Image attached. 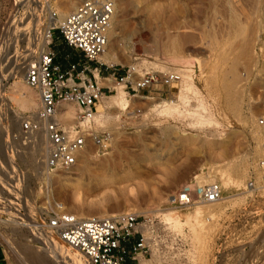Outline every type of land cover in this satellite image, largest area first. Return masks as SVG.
Instances as JSON below:
<instances>
[{"label":"rangeland","instance_id":"1","mask_svg":"<svg viewBox=\"0 0 264 264\" xmlns=\"http://www.w3.org/2000/svg\"><path fill=\"white\" fill-rule=\"evenodd\" d=\"M79 1L0 0V118L6 115L9 130H18L21 117L36 109V90L29 85L31 90L23 89L25 74L14 75L11 70L13 64L21 68L26 64L44 30L51 28L50 45L60 50L58 63L67 61L66 53L68 58L85 60L82 53L56 38L58 30L51 27L54 22L49 23L53 12L59 18ZM107 46L109 60L99 56L102 63L87 62L90 68L99 65L101 75L111 64L173 70L180 80L187 72L192 90L183 91L179 99L175 95L178 81L160 95L153 88L139 92L151 98L129 96L117 88L99 99L89 128L108 137L106 147L90 143L69 170L43 174L42 131L39 145L14 153L22 169L25 214L0 215L6 218L0 223L5 251L0 264H33L29 250L42 254L49 264H88L80 255H63L45 246L41 241L46 233L38 235L42 240L33 237L28 222H33L44 199L45 190L39 189L44 178L49 180L50 196L79 215L80 211L85 215L162 214L172 240L181 235L189 248L184 264H264V187L246 188L248 166L261 153L264 140V125L257 121L264 115V0H116ZM145 61L161 65L154 68ZM120 91L128 98L123 109L111 102ZM172 98L179 103L178 112L157 107L161 99ZM63 107L58 114L67 111L63 121L70 123L76 107L72 103ZM202 117L216 121L202 123ZM6 129L0 123L2 149ZM3 156L0 153L4 173L0 174V199L5 206L0 209L9 213L14 206L8 192L14 181L13 160L11 155ZM222 170L228 174L229 187L219 201L201 211L196 208L199 204H166L183 182L202 175L220 181L217 176ZM102 175L106 181L100 182L97 178ZM51 241L66 246L55 236Z\"/></svg>","mask_w":264,"mask_h":264},{"label":"built area","instance_id":"2","mask_svg":"<svg viewBox=\"0 0 264 264\" xmlns=\"http://www.w3.org/2000/svg\"><path fill=\"white\" fill-rule=\"evenodd\" d=\"M116 0H80L68 13L56 18L52 28L58 30L56 38L82 53L85 60L71 61L66 67L55 61L57 50L50 45L52 35L47 30L45 43L36 40L32 56L26 61L25 79L37 92L36 109L32 114L21 117L18 130H9L6 115L0 123L7 128L1 137L4 153L13 160L10 164L14 174L8 189L13 201L9 213L0 209L1 214H25L21 184L22 169L12 157L21 149L35 148L39 145L38 133L42 131L43 174L69 170L81 159L80 153L95 144L106 147V140L97 131L90 130L94 121L97 103L117 88L124 89L128 95H141L140 91L156 89L157 94L171 90L180 80L175 71L142 70L136 64H120L101 75L99 65L90 68L88 61H97L108 42V32L115 9ZM67 57V55H65ZM90 71L88 76L85 71ZM97 74L109 83H100ZM63 103L76 107L70 123L58 116L65 109ZM264 125V115L257 120ZM261 153L249 164L246 188L251 190L264 187V140L260 143ZM49 180L44 178L39 184L45 190L39 212L28 227L34 238L42 231L56 234L69 246L75 248L88 264H184L188 257L182 236L172 240L169 228L162 220V214L150 211H125L119 213L79 215L66 210L61 201L53 199L48 193ZM224 192L219 180L204 175L180 184L166 198L167 205L191 206L194 203H212L222 198ZM12 197V199H11ZM0 206L5 201L0 199ZM6 220L0 216V223ZM41 239V238H39ZM0 233V251L4 254ZM2 259V258H1Z\"/></svg>","mask_w":264,"mask_h":264},{"label":"bare ground","instance_id":"3","mask_svg":"<svg viewBox=\"0 0 264 264\" xmlns=\"http://www.w3.org/2000/svg\"><path fill=\"white\" fill-rule=\"evenodd\" d=\"M113 18V17H112ZM55 21V17H53V15H52V18L50 17V22L49 23H53ZM51 26H52V24H50ZM110 28H111V25H110ZM110 28H109V32L108 33H110ZM47 30L48 29H46V30H44V32L42 33V37H39V38H42V39H40V43H41V41H43V43H45L44 41H45V37L48 35L47 34ZM110 36H111V34H110ZM113 37V36H112ZM121 40V39H120ZM110 53H111V50H110V48L108 49V46L106 45V48H105V50H104V52L103 53H101L100 54V58L101 59H104V60H106L107 61V59L109 60V55H110ZM172 57V56H171ZM111 59V58H110ZM151 61V60H150ZM149 61V62H150ZM10 62V61H9ZM146 63L148 62V61H145ZM148 62V63H149ZM146 64V65H149V64ZM26 65V64H25ZM25 65L21 68V67H16V66H14V64H13V67H12V72H14V75H15V73H17L18 71L21 73V74H25ZM150 65H152L154 68H157L158 67V61L157 62H152V64H150ZM161 65V64H160ZM159 65V66H160ZM166 66V65H165ZM164 65H162V69H163V67H165ZM147 67V66H146ZM145 67V68H146ZM168 67V66H167ZM179 67V66H178ZM166 68V67H165ZM174 68V67H173ZM146 69H148V67L146 68ZM176 69V68H175ZM169 70H170V68H169ZM96 72V71H95ZM97 73V72H96ZM182 74H184L183 75V79H181V80H179V82H178V84H177V88H178V91H177V93L175 94L176 95V97H178L179 99H181V97H182V94H183V91H191L192 90V87H193V84H192V82H191V79H190V77H189V74L187 73V72H184V73H182ZM181 74V75H182ZM11 77H12V74H11ZM96 77H97V79H98V81L99 82H102V78H99L98 77V74H96ZM24 78H25V75H24ZM182 82H184V83H186V86L185 87H183V85H182ZM1 85H3V84H1ZM22 85H23V89H32L33 87H31L30 86V88H28L29 86H28V84H27V82H26V79H24V80H22ZM3 89V88H2ZM30 89V90H31ZM33 89H35V88H33ZM120 90H124V89H122V88H119ZM20 90H18L17 91V95H20V92H19ZM125 91V90H124ZM116 92H117V90H116ZM126 92V91H125ZM125 92H123V91H120L119 93H118V96L116 97V98H114V99H112L111 100V102H113L114 104H116L119 108H121V109H123L124 107H125V105H126V102H127V100H128V98H127V94H125ZM130 96V95H129ZM134 96H137V95H134ZM103 97H105V96H103ZM103 97H101V98H103ZM145 97H149V96H145ZM100 98V99H101ZM149 98H151V97H149ZM102 102L103 101H101V104H102ZM157 107L158 108H162L163 110L164 109H168V110H171V111H175V112H178L179 111V103L175 100V99H161L160 101H159V103H158V105H157ZM73 110L71 109L70 110V113L72 112ZM61 118H63V120H66V118H67V111L66 112H64L63 114H58ZM214 121H216L215 119H213L212 117H202L201 118V122L203 123V122H214ZM3 134V133H2ZM43 136V135H42ZM44 139V138H43ZM3 148H4V146H3ZM0 153H2L4 156L3 157H7L6 155H5V153L3 152V149H2V146H0ZM9 158V157H8ZM5 160V159H4ZM4 160L2 159V162H4ZM7 160V159H6ZM9 161V160H8ZM7 162V161H6ZM9 163V162H8ZM9 168V167H8ZM13 171V170H12ZM11 171V172H12ZM6 172V171H5ZM2 172H0V174H1ZM219 173V172H218ZM226 173V172H225ZM225 173H223V170H222V172H220V174H218V178L220 179V181L222 182V189H223V192H225V191H227V189H228V184L226 183V181H227V179H228V174L226 175ZM2 174H4V173H2ZM1 174V175H2ZM7 174H8V172H7ZM12 174H13V172H12ZM201 174V173H200ZM108 175H110V171H108V173H107V176ZM106 175H102V176H100V177H98L97 179L101 182V181H106V178L105 177H107ZM3 177V176H2ZM2 177H0V178H2ZM11 180V179H10ZM13 180V179H12ZM12 183V182H11ZM248 189H250V188H248ZM228 192V191H227ZM223 197V196H222ZM220 200V199H219ZM219 200H217V201H219ZM216 202V201H215ZM196 204H199V205H196ZM208 204V205H207ZM209 204L210 203H194L193 205H196V208L198 207H200V211H201V207L202 208H205V207H207V206H209ZM192 206V205H191ZM179 207H185V206H179ZM187 207H189V206H187ZM199 209H197V211H198ZM209 210V209H208ZM211 211V210H210ZM196 212V211H195ZM204 212V211H203ZM80 214H82V215H85L82 211H80ZM42 233H46V234H48V236H46V235H44V237H46L45 239L44 238H42V239H44V241H41L42 243H44L45 244V246L46 245H49V246H51V247H53V249L54 250H56V251H58V252H60L61 254H63V255H67V254H69V255H72V256H77V257H80V256H82L75 248H73V247H71V246H69L68 244H66L63 240H61L56 234H53V233H50L49 231H42ZM41 235V234H40ZM50 235V236H49ZM53 236H55V237H57L62 243H64L66 246H68V247H66V246H64L63 244H61V243H59L58 241H56V242H53V241H51V237H53ZM40 237V236H39ZM43 237V236H42ZM48 238V239H47ZM41 239V240H42ZM36 240V239H35ZM46 248V247H45ZM73 250L74 251H76L78 254H76L75 252H73ZM18 251V250H17ZM27 253V256L28 257H30L31 258V260L33 261V264H49L48 262H46L45 261V257L42 255V254H39L38 252H30V250H29V252H26ZM21 255V254H20ZM78 255H80V256H78ZM27 257V258H28ZM85 260V259H84Z\"/></svg>","mask_w":264,"mask_h":264},{"label":"trees","instance_id":"4","mask_svg":"<svg viewBox=\"0 0 264 264\" xmlns=\"http://www.w3.org/2000/svg\"><path fill=\"white\" fill-rule=\"evenodd\" d=\"M59 51H60V50L57 51V54H58ZM63 52H64V51H63ZM65 55H67V57H66V58H67V61L60 63V65H61L62 67H64L65 65H68V63L71 62V61H77V60H75V59L72 58V57H69V58H68V56H69L68 53H66ZM56 59H57V56H56V58H55V61L58 62ZM91 62H94V61H91ZM0 257H2V253H1V251H0Z\"/></svg>","mask_w":264,"mask_h":264},{"label":"crops","instance_id":"5","mask_svg":"<svg viewBox=\"0 0 264 264\" xmlns=\"http://www.w3.org/2000/svg\"><path fill=\"white\" fill-rule=\"evenodd\" d=\"M67 65H65L64 67H66ZM2 257H0V260H1Z\"/></svg>","mask_w":264,"mask_h":264}]
</instances>
